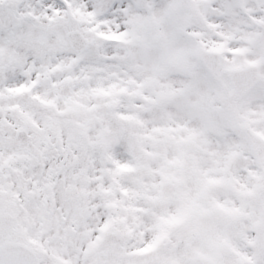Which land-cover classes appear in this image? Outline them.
Listing matches in <instances>:
<instances>
[{
    "label": "snow or ice",
    "instance_id": "1",
    "mask_svg": "<svg viewBox=\"0 0 264 264\" xmlns=\"http://www.w3.org/2000/svg\"><path fill=\"white\" fill-rule=\"evenodd\" d=\"M0 264H264V0H0Z\"/></svg>",
    "mask_w": 264,
    "mask_h": 264
}]
</instances>
